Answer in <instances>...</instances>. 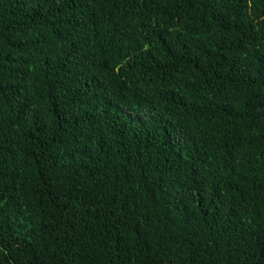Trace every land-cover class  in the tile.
Listing matches in <instances>:
<instances>
[{"label":"trees","instance_id":"1","mask_svg":"<svg viewBox=\"0 0 264 264\" xmlns=\"http://www.w3.org/2000/svg\"><path fill=\"white\" fill-rule=\"evenodd\" d=\"M0 264H264V0H0Z\"/></svg>","mask_w":264,"mask_h":264}]
</instances>
